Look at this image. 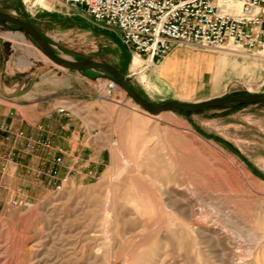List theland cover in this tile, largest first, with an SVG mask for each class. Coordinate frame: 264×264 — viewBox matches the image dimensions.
I'll use <instances>...</instances> for the list:
<instances>
[{"label": "rangeland", "instance_id": "374dc122", "mask_svg": "<svg viewBox=\"0 0 264 264\" xmlns=\"http://www.w3.org/2000/svg\"><path fill=\"white\" fill-rule=\"evenodd\" d=\"M0 11L30 22L61 56L118 67L154 104L264 92V51L179 43L151 62L135 57L119 29L94 23L81 7L0 0ZM11 26L0 24V96L8 91L2 84L24 80L33 66L37 74L72 71ZM194 56L211 70L193 83L159 73L169 60L184 73ZM85 73L97 76V113L107 114L97 128L106 125L109 152L96 173L82 167L66 180L55 163L48 172L35 170L23 153L0 149V264H264V103L153 115L119 85L99 98L100 74L109 73Z\"/></svg>", "mask_w": 264, "mask_h": 264}, {"label": "crops", "instance_id": "0c3cea01", "mask_svg": "<svg viewBox=\"0 0 264 264\" xmlns=\"http://www.w3.org/2000/svg\"><path fill=\"white\" fill-rule=\"evenodd\" d=\"M221 59L217 56L216 60L222 63ZM199 61L196 56L188 58L187 71L179 73L177 62L169 60L162 64L159 73L171 81L184 78L186 84L189 79L193 83L204 68L211 70L208 64L202 67ZM31 68L24 80L16 78L11 87L2 84L8 91L0 96V149L19 157L23 153L25 162L32 163L35 170L46 172L52 170L55 158L61 155L59 179L67 180L68 172L82 167L88 173H96L109 152L106 125L104 131L97 128L98 122L107 123L106 112L99 116L97 113L102 111L94 96L97 76L85 71L55 70L56 67L37 74L34 66ZM80 81L85 85H80ZM60 107L65 110L59 111ZM21 130L27 138L17 137ZM13 169L17 171L19 167Z\"/></svg>", "mask_w": 264, "mask_h": 264}, {"label": "built area", "instance_id": "2783aa9c", "mask_svg": "<svg viewBox=\"0 0 264 264\" xmlns=\"http://www.w3.org/2000/svg\"><path fill=\"white\" fill-rule=\"evenodd\" d=\"M58 1L85 9L96 24L119 29L126 46L139 57L151 60L165 58L179 43H193L204 49L264 51V0ZM101 79L97 96L108 98L106 94L111 95L118 84L111 77ZM17 135L24 137V132ZM61 163L62 158L56 157L55 165ZM53 171L57 173L56 168ZM61 187L59 184L57 189Z\"/></svg>", "mask_w": 264, "mask_h": 264}, {"label": "water", "instance_id": "95a60500", "mask_svg": "<svg viewBox=\"0 0 264 264\" xmlns=\"http://www.w3.org/2000/svg\"><path fill=\"white\" fill-rule=\"evenodd\" d=\"M10 23L13 26L10 28H16L24 30L26 33L31 35L33 39L42 48L44 54L55 64L62 66L66 69L76 70L83 73L88 69H102L109 73L104 75L105 77H111L115 82L121 86L131 98H133L140 106H142L149 113L156 115L163 111L168 110H180L188 112H197L203 109L224 107L228 105H243V104H260L264 103V92H233L223 96H216L202 101H180V100H169L161 104H154L139 92H137L130 84L126 81L120 69L110 63L95 60L92 58H85L81 60H75L59 55L54 48L50 45L48 40L40 33V31L32 25L30 22L0 11V24L6 25Z\"/></svg>", "mask_w": 264, "mask_h": 264}, {"label": "bare ground", "instance_id": "6f19581e", "mask_svg": "<svg viewBox=\"0 0 264 264\" xmlns=\"http://www.w3.org/2000/svg\"><path fill=\"white\" fill-rule=\"evenodd\" d=\"M42 2H44V1H42ZM227 49H229L230 51H237L235 48H233V47H226ZM42 53H43V55L46 57V59H49L45 54H44V52L43 51H41ZM224 53H228L229 54V52H224ZM135 57H138L139 59H142V57H139L138 55H136ZM147 61H149V60H147ZM150 61H151V59H150ZM152 62V61H151ZM138 66H139V61H135L134 62V64H133V70H137V68H138Z\"/></svg>", "mask_w": 264, "mask_h": 264}]
</instances>
